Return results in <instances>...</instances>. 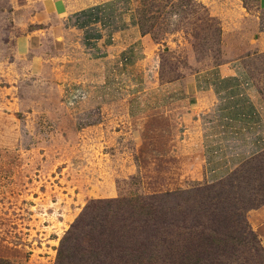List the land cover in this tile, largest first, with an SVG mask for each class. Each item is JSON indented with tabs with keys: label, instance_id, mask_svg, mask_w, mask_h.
Listing matches in <instances>:
<instances>
[{
	"label": "rangeland",
	"instance_id": "374dc122",
	"mask_svg": "<svg viewBox=\"0 0 264 264\" xmlns=\"http://www.w3.org/2000/svg\"><path fill=\"white\" fill-rule=\"evenodd\" d=\"M68 1L84 10L59 15L53 0H0V264H56L63 235L90 200L138 197L179 203L203 222L217 212L228 225L248 224L257 256L245 244L239 256L264 264V152L214 183L180 177L168 143L175 122L160 116L156 91L160 82L242 61L264 103L259 0H129L151 44L154 86L143 62L106 76L109 63L91 45L103 21L121 23V0H113L118 14L98 10L109 8L106 0ZM94 1L103 4L83 8ZM86 9L92 19L78 22ZM77 87L84 97L70 98ZM151 88L156 100L143 101Z\"/></svg>",
	"mask_w": 264,
	"mask_h": 264
},
{
	"label": "crops",
	"instance_id": "0c3cea01",
	"mask_svg": "<svg viewBox=\"0 0 264 264\" xmlns=\"http://www.w3.org/2000/svg\"><path fill=\"white\" fill-rule=\"evenodd\" d=\"M106 1L109 8L103 3L95 4V1L83 8L101 4L97 8L105 13L104 6L111 13L120 11L114 7L113 0ZM259 3L264 9V0H259ZM120 4L124 6V11L117 12L121 23L112 25L103 21L99 28L103 32L92 36L91 45L96 46L97 59L109 63L103 69L107 71L106 76L119 65L123 66L119 71L126 69L130 72L143 62L140 72L147 85L151 83L149 86H154L156 80L152 82L153 79L148 76L153 66L148 55L152 50L151 44L136 28L128 8L129 0H121ZM74 8L75 4L68 0L52 2V9L59 15L84 10ZM92 14L91 10H87L84 15L79 13L82 16L77 14L76 19L86 23L83 18L87 15V20L92 19ZM104 32L107 35L103 36ZM156 91L160 116L168 115L175 122V135L168 143L172 144L169 146L170 155L174 156L180 177L214 183L264 152V103L242 61L224 62L195 74L160 82ZM143 92V101L151 103L156 100L152 88ZM171 104L176 105L174 110L162 111L165 105Z\"/></svg>",
	"mask_w": 264,
	"mask_h": 264
},
{
	"label": "trees",
	"instance_id": "16d2710c",
	"mask_svg": "<svg viewBox=\"0 0 264 264\" xmlns=\"http://www.w3.org/2000/svg\"><path fill=\"white\" fill-rule=\"evenodd\" d=\"M180 208L153 197L92 199L63 235L56 264H254L239 256L244 244L257 256L248 224L228 225L217 212L203 222Z\"/></svg>",
	"mask_w": 264,
	"mask_h": 264
},
{
	"label": "built area",
	"instance_id": "2783aa9c",
	"mask_svg": "<svg viewBox=\"0 0 264 264\" xmlns=\"http://www.w3.org/2000/svg\"><path fill=\"white\" fill-rule=\"evenodd\" d=\"M72 95H70V98H83L85 93L80 87H77L75 90L72 91Z\"/></svg>",
	"mask_w": 264,
	"mask_h": 264
}]
</instances>
